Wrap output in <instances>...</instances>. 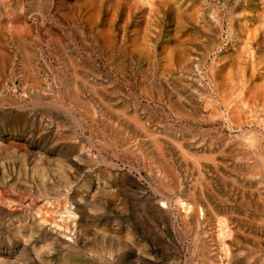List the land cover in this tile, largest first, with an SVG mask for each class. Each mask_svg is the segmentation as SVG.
<instances>
[{
    "label": "rangeland",
    "instance_id": "obj_1",
    "mask_svg": "<svg viewBox=\"0 0 264 264\" xmlns=\"http://www.w3.org/2000/svg\"><path fill=\"white\" fill-rule=\"evenodd\" d=\"M0 264H264V0H0Z\"/></svg>",
    "mask_w": 264,
    "mask_h": 264
},
{
    "label": "bare ground",
    "instance_id": "obj_2",
    "mask_svg": "<svg viewBox=\"0 0 264 264\" xmlns=\"http://www.w3.org/2000/svg\"><path fill=\"white\" fill-rule=\"evenodd\" d=\"M259 137V136H258ZM156 142V141H155ZM197 156V155H196ZM197 158V157H196ZM185 159V158H184ZM192 160V159H191ZM221 221V220H220ZM224 233V232H223ZM226 251V250H225ZM226 253V252H225Z\"/></svg>",
    "mask_w": 264,
    "mask_h": 264
}]
</instances>
